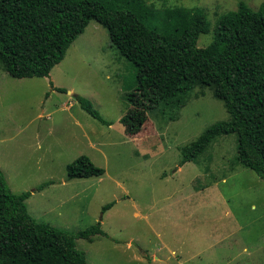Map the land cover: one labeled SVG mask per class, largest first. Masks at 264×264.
Returning a JSON list of instances; mask_svg holds the SVG:
<instances>
[{"label":"rangeland","instance_id":"374dc122","mask_svg":"<svg viewBox=\"0 0 264 264\" xmlns=\"http://www.w3.org/2000/svg\"><path fill=\"white\" fill-rule=\"evenodd\" d=\"M240 1L255 10L264 0H146L203 9L210 27L198 47ZM134 81L95 20L49 76L14 78L0 64V169L11 191L50 182L25 200L36 221L70 232L100 222L105 235L75 240L86 264H264V181L237 160L236 136L215 138L181 164L205 129L229 119L223 101L196 86L177 110L142 111L125 98ZM81 155L104 173L68 179L67 164Z\"/></svg>","mask_w":264,"mask_h":264},{"label":"trees","instance_id":"16d2710c","mask_svg":"<svg viewBox=\"0 0 264 264\" xmlns=\"http://www.w3.org/2000/svg\"><path fill=\"white\" fill-rule=\"evenodd\" d=\"M90 20L107 29L111 45L135 70L125 95L133 108L152 111L166 104L177 110L196 86L210 87L223 101L229 119L205 129L181 164L215 138L234 134L237 160L264 181V1L255 10L240 1L221 14L210 43L198 47L210 27L198 7L156 9L146 0H0V64L14 78L49 76ZM76 100L108 124L89 101L79 95ZM66 172L68 179L91 178L104 169L81 155ZM49 183L15 194L0 169V264H86L75 240L105 235L100 222L70 232L36 221L25 200Z\"/></svg>","mask_w":264,"mask_h":264},{"label":"water","instance_id":"95a60500","mask_svg":"<svg viewBox=\"0 0 264 264\" xmlns=\"http://www.w3.org/2000/svg\"><path fill=\"white\" fill-rule=\"evenodd\" d=\"M73 96H74V94H73Z\"/></svg>","mask_w":264,"mask_h":264},{"label":"crops","instance_id":"0c3cea01","mask_svg":"<svg viewBox=\"0 0 264 264\" xmlns=\"http://www.w3.org/2000/svg\"><path fill=\"white\" fill-rule=\"evenodd\" d=\"M174 252V251H173Z\"/></svg>","mask_w":264,"mask_h":264}]
</instances>
